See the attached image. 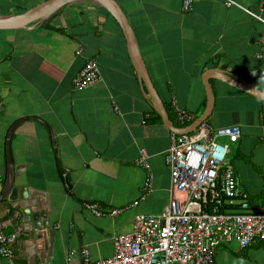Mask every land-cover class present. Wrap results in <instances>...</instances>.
<instances>
[{
	"label": "crops",
	"instance_id": "0c3cea01",
	"mask_svg": "<svg viewBox=\"0 0 264 264\" xmlns=\"http://www.w3.org/2000/svg\"><path fill=\"white\" fill-rule=\"evenodd\" d=\"M44 1L0 0V14ZM184 1L118 0L174 122L175 100L199 115L205 110L202 74L209 67H222L264 90V0H194L190 10ZM90 57L100 76L76 89L73 78ZM211 81L216 102L208 121L241 126L228 162L254 205L264 208L259 201L264 200V100ZM153 110L124 32L104 7L74 2L37 28L0 30V194L7 180L8 135L22 120L11 133V177L26 196L11 205L0 200L2 228L15 236L14 257L0 256V264H80L81 255L70 260V251L84 247L94 260L108 258L114 237L129 232L138 213L166 210L173 196L166 163L172 131ZM142 149L151 165L150 192V172L136 164ZM87 202H98L104 211L125 210L97 215ZM23 211H39L43 225L35 231L26 227ZM215 263L264 264V242L222 245Z\"/></svg>",
	"mask_w": 264,
	"mask_h": 264
},
{
	"label": "built area",
	"instance_id": "2783aa9c",
	"mask_svg": "<svg viewBox=\"0 0 264 264\" xmlns=\"http://www.w3.org/2000/svg\"><path fill=\"white\" fill-rule=\"evenodd\" d=\"M193 2L185 0L184 9H192ZM77 53L81 54L82 49ZM99 76L97 60L87 58L73 78L74 87L86 88ZM174 105L178 126L191 124L199 115L181 108L176 100ZM241 132L239 124L215 126L208 120L194 131L172 132L166 163L171 170L173 196L166 210L157 215L138 213L132 229L114 237L111 257L94 260L84 247L71 250L70 260L79 253L80 264H216L215 254L222 245L235 241L246 248L264 242V208L254 205L227 158L230 143L238 142ZM148 156L142 149L136 164L150 172L146 182L150 192L153 189ZM86 207L97 215L116 216L125 210L104 211L98 202H87ZM14 240V235L4 232L0 219L1 257H14Z\"/></svg>",
	"mask_w": 264,
	"mask_h": 264
},
{
	"label": "water",
	"instance_id": "95a60500",
	"mask_svg": "<svg viewBox=\"0 0 264 264\" xmlns=\"http://www.w3.org/2000/svg\"><path fill=\"white\" fill-rule=\"evenodd\" d=\"M81 1L92 2L104 7L118 21L127 39L129 54L140 79L143 93L147 98H149L153 108L161 115L163 122L172 132L188 133L196 130L198 125L203 121L209 120L216 102L215 91L211 81L213 78L222 80L240 90L264 100V90L249 80L219 66L209 67L205 69L202 74L203 83L206 87L208 97L205 110L198 115V117L191 124L184 127L176 125L170 116L164 100L154 84L129 17L118 0H46L24 12L17 14H0V30L37 28L66 5ZM20 122H22V120H19L12 126L7 139V163L3 172L7 180L0 194V200H4L7 205L16 203L19 199L26 197L22 194V192L19 193V188L14 186V179L11 177V172L14 168L11 153V133L14 131L16 126L20 124ZM21 218L24 225L30 229H34L33 231L43 225V223L39 221V211H23ZM32 235H34L33 232Z\"/></svg>",
	"mask_w": 264,
	"mask_h": 264
},
{
	"label": "trees",
	"instance_id": "16d2710c",
	"mask_svg": "<svg viewBox=\"0 0 264 264\" xmlns=\"http://www.w3.org/2000/svg\"><path fill=\"white\" fill-rule=\"evenodd\" d=\"M57 29H58V31H61V32L64 31V29H62V28H57ZM153 112H154V114L156 115V118H157V119L162 120L161 115H160L159 113H157V111L153 110Z\"/></svg>",
	"mask_w": 264,
	"mask_h": 264
},
{
	"label": "rangeland",
	"instance_id": "374dc122",
	"mask_svg": "<svg viewBox=\"0 0 264 264\" xmlns=\"http://www.w3.org/2000/svg\"><path fill=\"white\" fill-rule=\"evenodd\" d=\"M231 144L232 143H230V147H231ZM235 157V156H234ZM233 157V158H234ZM227 158L229 159L228 161L230 162V161H232V154H228V156H227ZM232 165V164H231ZM233 166V165H232ZM234 167V166H233ZM235 168V167H234ZM236 170V169H235ZM237 172V171H236ZM242 187V186H241ZM243 188V187H242ZM249 194H250V192H249ZM250 196H251V194H250ZM251 199H252V197H251ZM253 200V199H252ZM260 202H264V200L263 201H261V200H259Z\"/></svg>",
	"mask_w": 264,
	"mask_h": 264
}]
</instances>
